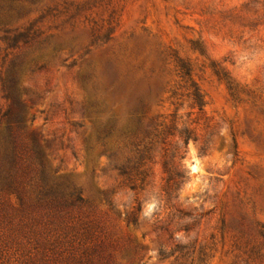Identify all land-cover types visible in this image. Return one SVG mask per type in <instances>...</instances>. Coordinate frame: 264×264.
Instances as JSON below:
<instances>
[{"label":"rangeland","instance_id":"374dc122","mask_svg":"<svg viewBox=\"0 0 264 264\" xmlns=\"http://www.w3.org/2000/svg\"><path fill=\"white\" fill-rule=\"evenodd\" d=\"M13 76L24 130L86 205L63 227L0 225V264H264V0H0V97ZM139 95L165 131L136 179L144 130L103 129Z\"/></svg>","mask_w":264,"mask_h":264},{"label":"trees","instance_id":"16d2710c","mask_svg":"<svg viewBox=\"0 0 264 264\" xmlns=\"http://www.w3.org/2000/svg\"><path fill=\"white\" fill-rule=\"evenodd\" d=\"M28 43V42H26ZM187 75L191 76V70ZM5 99L8 103V110L0 118V132L3 122L6 120V133L0 141V225H15L16 215H20L18 227L23 229L36 228L41 226L63 227L78 218L86 205V199L76 187L60 181L51 171V154H49V143L45 146L40 138L34 133L28 134L24 130L27 119V103L23 101L22 89L19 79L13 76L10 86L6 83L2 86ZM196 103L203 108L204 100L198 92L195 93ZM148 99L144 95H139L133 109L131 122L126 127H120L118 118L114 116L104 127L103 139L113 136L117 130L136 144L140 131L144 130V137L137 143L139 155L133 169L127 167L124 172L133 178V170L136 171L134 178L145 175L147 169L144 160L150 154L156 138H159L165 131H161L163 124L153 123L144 126L141 111L146 107ZM135 140V141H134ZM105 144V143H104ZM184 164H182L183 166ZM173 178L170 179L169 183ZM179 184L174 183V187ZM173 187V186H172ZM16 200V201H15ZM133 217V218H132ZM129 216V223L139 225V219ZM41 234V233H40ZM44 243V248L49 249L52 244ZM43 246V245H42ZM204 251H200V260H203ZM92 263V259L89 260Z\"/></svg>","mask_w":264,"mask_h":264}]
</instances>
